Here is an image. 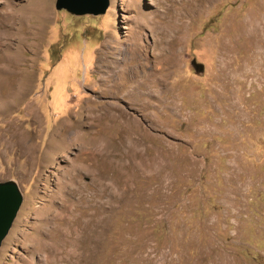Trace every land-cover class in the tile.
Returning <instances> with one entry per match:
<instances>
[{
  "label": "rangeland",
  "instance_id": "374dc122",
  "mask_svg": "<svg viewBox=\"0 0 264 264\" xmlns=\"http://www.w3.org/2000/svg\"><path fill=\"white\" fill-rule=\"evenodd\" d=\"M54 5L0 0V264H264V0Z\"/></svg>",
  "mask_w": 264,
  "mask_h": 264
},
{
  "label": "water",
  "instance_id": "95a60500",
  "mask_svg": "<svg viewBox=\"0 0 264 264\" xmlns=\"http://www.w3.org/2000/svg\"><path fill=\"white\" fill-rule=\"evenodd\" d=\"M110 0H55V9L73 16H98L106 13ZM22 193L14 181L0 182V247L8 235L22 204Z\"/></svg>",
  "mask_w": 264,
  "mask_h": 264
},
{
  "label": "bare ground",
  "instance_id": "6f19581e",
  "mask_svg": "<svg viewBox=\"0 0 264 264\" xmlns=\"http://www.w3.org/2000/svg\"><path fill=\"white\" fill-rule=\"evenodd\" d=\"M11 9V8H10ZM14 13H16V11L14 12ZM14 13H12V15L14 14ZM11 14V13H10ZM12 17V16H11ZM10 18V17H9ZM14 17H12V18H10L9 19V22L13 19ZM19 18V17H18ZM21 18V17H20ZM8 19V18H7ZM16 19V18H15ZM14 20V19H13ZM41 20L42 21H44L45 19L44 18H42L41 17ZM6 22H8L7 20H6ZM12 22V21H11ZM19 22H22V19H19ZM9 24V23H8ZM11 25H13V23L11 24ZM18 30H19V28H18ZM9 31H5V36H8L9 35V33H8ZM38 33H41V29L39 28L38 29ZM38 38V37H37ZM138 41V40H137ZM140 42V41H139ZM136 44V46L138 45L137 44V42L135 43ZM141 45V44H140ZM140 45H138V46H140ZM20 46V45H19ZM19 46H18V48H19ZM135 46V45H134ZM133 46V47H134ZM135 46V47H136ZM137 48V47H136ZM140 48V47H139ZM142 48V47H141ZM118 51H119V49H118ZM138 52V51H137ZM20 51L19 50H15V51H13V52H11L10 50H9V47H7V45H4V46H1V49H0V111H2V112H4V110L6 109V108H8V105L7 104H9V103H7V101H6V103L4 104V102H2L1 100H2V98H5L3 95H2V91L4 90H2V88L6 85V83H7V79H9V76L10 75H18V74H22V76H24V80L22 81L23 83L24 82H26L27 81V78H28V76H26L25 77V75L23 74V72L24 71H22L23 69H21V68H17L18 67V65L21 63V62H23V59L20 57ZM106 54V53H105ZM108 54V53H107ZM104 56V55H103ZM108 56V55H107ZM119 60V59H118ZM121 60V59H120ZM115 61H117V60H115ZM126 61V60H125ZM119 63V62H118ZM121 63V62H120ZM123 63V62H122ZM125 64V63H124ZM30 65V64H29ZM107 65H110V64H107ZM113 65H115V64H113ZM117 65V64H116ZM121 65V64H120ZM126 65V64H125ZM128 65H129V63H128ZM32 66V65H31ZM117 67V66H116ZM124 67V66H123ZM108 71H109V69H108ZM112 71V70H111ZM121 71H123V70H121ZM119 72V71H118ZM111 73V72H110ZM130 73V72H129ZM108 74V73H107ZM106 74V75H107ZM110 75H112V74H110ZM110 75H108L109 77H110ZM112 77V76H111ZM116 77H117V75H116ZM14 78V77H13ZM23 78V77H22ZM111 79V78H110ZM19 80H20V78H19ZM29 80V79H28ZM10 81V80H9ZM114 81V79L112 80V82ZM28 82V84H29V81H27ZM16 83V82H15ZM28 84H26L25 83V85L27 86ZM110 84V83H109ZM9 85V84H8ZM141 85V84H140ZM9 86H11V85H9ZM20 86V85H19ZM19 86H17V87H19ZM110 86V85H109ZM112 86V85H111ZM143 86V85H142ZM14 87V86H13ZM16 87V90H18V88ZM24 88H25V86H23ZM116 87V86H115ZM9 88V87H8ZM20 89V88H19ZM22 89V88H21ZM20 89V90H21ZM112 89H113V86H112ZM6 91V90H5ZM4 91V92H5ZM10 91V90H9ZM131 91V90H130ZM129 91V92H130ZM14 92V91H13ZM12 92V93H13ZM18 92V91H17ZM109 92H110V90H109ZM108 92V93H109ZM117 92H119V91H117ZM116 92V93H117ZM153 92V91H152ZM19 93V92H18ZM21 93V92H20ZM112 93V92H111ZM132 93V92H131ZM3 94H5V93H3ZM10 95H11V92H10ZM13 95V94H12ZM130 95V94H129ZM8 96V95H7ZM19 97H20V95H19ZM7 98V97H6ZM9 98H10V96H9ZM21 98V97H20ZM16 99V98H15ZM14 99V100H15ZM5 100V99H4ZM7 100V99H6ZM21 100V99H20ZM10 102V101H9ZM11 103V102H10ZM17 103V102H16ZM6 111V110H5ZM93 111V110H92ZM2 112H1V114H2ZM8 112V111H7ZM6 113V112H5ZM4 115V114H3ZM105 117V116H104ZM102 118V117H101ZM115 119V118H114ZM93 121V120H92ZM109 121V120H108ZM73 122H75V121H73ZM93 126V125H92ZM69 127H71V126H69ZM75 127H76V125H75ZM80 128V127H79ZM19 129H17V131H18ZM58 130V129H57ZM64 130V129H63ZM9 133V132H8ZM79 133V132H78ZM21 135V134H20ZM84 135V134H83ZM88 135V134H87ZM12 136V135H11ZM61 136V135H60ZM72 136V135H71ZM76 136H78V135H76ZM90 136V135H89ZM88 136V137H89ZM23 137H24V135H23ZM28 137V136H27ZM12 138H16L15 139V141H18V138L17 137H15L14 135L12 136ZM20 138H22V135H21V137ZM19 138V139H20ZM24 139V138H23ZM29 139V138H28ZM57 139V138H56ZM7 140V139H6ZM22 140V139H21ZM21 140H19V142H21ZM30 140H31V138H30ZM53 140V139H52ZM82 140H83V138H82ZM11 141V140H10ZM27 140H23L22 142H21V144H19L20 145V148H22L23 147V145H24V147H25V142H26ZM72 141H74V140H72ZM71 141V142H72ZM76 142V141H75ZM91 142V141H90ZM90 142H88L89 143V145H90ZM100 142V141H99ZM10 143V142H9ZM14 143V142H13ZM52 143V142H51ZM63 143V142H62ZM70 143V142H69ZM31 144V143H30ZM64 144H65V141H64ZM15 145V144H14ZM94 145V144H93ZM92 145V146H93ZM102 145V144H101ZM112 145H114V144H112ZM33 146V145H32ZM55 147V146H54ZM18 148V147H17ZM34 148V147H33ZM16 149V148H15ZM24 149H26V148H24ZM53 149V148H52ZM101 149V148H100ZM22 150H23V148H22ZM30 151H32L31 149H29ZM21 150H19V152H20ZM23 153H24V151H22ZM32 158V157H31ZM65 172V171H64ZM67 173V172H66ZM70 176V175H69ZM69 183H70V181H69ZM45 244V243H44ZM60 252V251H59Z\"/></svg>",
  "mask_w": 264,
  "mask_h": 264
}]
</instances>
